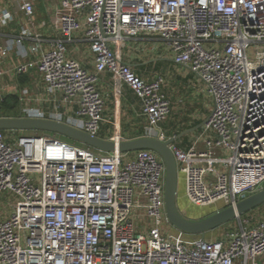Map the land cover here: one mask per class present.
Segmentation results:
<instances>
[{"label":"built area","instance_id":"built-area-1","mask_svg":"<svg viewBox=\"0 0 264 264\" xmlns=\"http://www.w3.org/2000/svg\"><path fill=\"white\" fill-rule=\"evenodd\" d=\"M12 1L28 27L11 44L32 41L29 53L38 55L15 72L36 69L47 94H58L67 107L45 114L24 102L18 117L99 137L105 104L97 81L106 72L138 99L143 137L174 138L159 129L171 109L163 78L143 79L118 52L127 41L154 38L212 102L187 148L168 145L187 202H220L219 210L264 187V0H57L53 39L34 32L44 24L32 23L35 3L47 0ZM12 19L0 12V26ZM80 32L93 71L67 56L68 42ZM106 140L113 151L0 130V199L9 194L8 215L0 213V264H258L264 213L240 216L213 240L175 239L162 228L169 222L161 158L149 150L119 152V134ZM144 219L147 228L139 226Z\"/></svg>","mask_w":264,"mask_h":264},{"label":"crops","instance_id":"crops-1","mask_svg":"<svg viewBox=\"0 0 264 264\" xmlns=\"http://www.w3.org/2000/svg\"><path fill=\"white\" fill-rule=\"evenodd\" d=\"M57 9V0L37 1L35 3L32 23L36 26L44 24L42 28L35 29V33H39L45 39L58 37L54 21ZM1 11L11 13L13 19L5 25L0 26V49L10 46L5 56L0 55V95L17 94L20 102V112L25 106L24 102H27V107L42 110L45 114H49L52 111H56L57 113L66 112L67 107L62 105L58 94H47L42 77L36 69H29L25 74L21 75L15 72L18 65L24 64L27 61L37 60L38 55L29 53L28 49L32 45V41L24 40L21 45L11 44V41L19 35L21 30L28 27L27 19L18 5L12 0H0ZM38 12H41V15H38ZM45 47L47 46L45 45ZM118 52L121 59L129 64L135 73H138L140 77L147 81H151L155 77L153 73V77L150 78L152 70H156V64L153 62L166 57L171 58L169 51L155 41L154 38L142 37L127 41L118 48ZM67 56L80 62L85 69L93 71V56L89 51L88 44L84 41L82 32L76 34L68 42ZM170 62L175 64L172 59ZM175 69L181 70L186 74L185 77L183 76L186 81H193V78H195L194 75L182 67ZM165 81H172V79L171 77L166 78ZM97 87L105 104L103 121L98 133L99 137L108 139L115 134H119L124 140L143 137L146 120L142 113L141 105L132 91L124 84L117 82L106 72L98 75ZM25 91L28 94H23ZM165 95L167 96L166 93ZM21 99L22 101H20ZM194 113L196 112H192L188 115V119L181 122L177 120L173 126L179 128L191 125L195 121L201 122L204 120V118H200L197 114L194 116ZM199 130L187 135L189 145L191 139ZM161 131L167 135V129H161ZM171 232H173L172 235L176 234L172 230Z\"/></svg>","mask_w":264,"mask_h":264},{"label":"water","instance_id":"water-1","mask_svg":"<svg viewBox=\"0 0 264 264\" xmlns=\"http://www.w3.org/2000/svg\"><path fill=\"white\" fill-rule=\"evenodd\" d=\"M208 116L197 125L181 131L174 138L161 141L154 137H138L119 142L117 150L119 152H133L137 150H149L156 153L162 160L165 168L164 174V210L169 224L177 231L187 235H203L214 230L231 220L239 218L242 214L264 204V187L256 193L237 202L235 206H228L214 211L208 216L199 220H189L183 217L176 205L177 197V172L173 156L168 145L179 140L182 136L194 133L201 129ZM0 130L15 131H46L59 134L74 141L84 144L87 147L111 152L115 149V144L100 137H92L66 124L45 120L24 117L6 118L0 117Z\"/></svg>","mask_w":264,"mask_h":264},{"label":"rangeland","instance_id":"rangeland-1","mask_svg":"<svg viewBox=\"0 0 264 264\" xmlns=\"http://www.w3.org/2000/svg\"><path fill=\"white\" fill-rule=\"evenodd\" d=\"M38 15H41V12H38ZM170 60H171L170 57H166V58H162V60L159 59L157 62H153L156 64V70H152V73L150 74V78L153 77L154 74L155 77L160 76L163 78L164 80L163 90L167 94L171 103L170 113L168 114L166 119L162 122V124L159 125V128H161L162 130H163V126L164 127L168 125L170 126V122L172 121L176 123L177 120L181 122L185 119H188V115L191 114L192 112H196L194 113V116L197 114L200 116V118L205 119L208 116L210 108H212V102L210 101L209 98L206 97L204 86L202 85V83L198 81L196 78H193V81L192 80L186 81V79L183 78V76L185 77L186 74H184L183 71L181 70L175 69L178 68L179 66L173 64L172 62H170ZM170 77L172 81L166 82L165 81L166 78H170ZM25 92H26L25 94H28L27 91ZM18 114H20V111ZM170 127L167 130L169 132H172L173 129H170ZM20 133L26 135H50L61 138L67 142L74 143L81 147H87L82 143H79L65 136L51 132L25 130V131H20ZM183 190H184L183 180L182 177H179L177 179L176 205L180 214L189 220H199L201 218H204L209 214H211L212 213L211 211H216L219 207H221L220 202L205 207L190 205L184 197ZM7 200H9L8 193L4 194L0 199V213L4 216H7L9 212V209L4 204ZM2 211L4 212V214ZM263 213H264V204L259 208L257 207L254 211H252L251 215L257 218V216H260ZM230 223L231 222H228L225 225L221 226L220 228H216L214 230L208 231L203 235L183 234L177 231L175 228H173L169 223L165 224L162 228L164 232L166 233L168 232L170 235H172L173 233L171 232V230L174 231V233L176 234L172 236L175 239L179 238L182 241L191 242L198 238H204L206 240H213L219 238V236L223 232V229H226L227 226L230 225ZM139 226H145V228H147L148 227L147 220L146 219L140 220ZM139 226H137L136 228L137 232L140 230ZM257 263L264 264V256L259 257L257 259Z\"/></svg>","mask_w":264,"mask_h":264},{"label":"trees","instance_id":"trees-1","mask_svg":"<svg viewBox=\"0 0 264 264\" xmlns=\"http://www.w3.org/2000/svg\"><path fill=\"white\" fill-rule=\"evenodd\" d=\"M136 74L139 75L138 73H136ZM19 104H20V102H19V98H18L17 94H7V95L0 96V117H6V118H8V117L9 118L18 117L19 108H20ZM162 122L160 124H162ZM198 123H199V121H195L191 125H186V126H182V127L177 128V127L173 126L174 122L172 121V122H170V126L171 127L169 125L165 126V127L163 126V130L164 129H168L170 127V129H173V131L172 132L168 131L167 135L166 134L165 135L167 137L177 136L181 131H183V130H185L187 128L193 127V126H195ZM175 142L177 143L178 146H181L183 148H187L189 146L188 141H187V135L182 136L179 140H176ZM260 206H262V205H260ZM255 209L256 208H254L251 211H248V212H246L245 214H242V215L250 214V212L254 211ZM211 212L213 213L214 211H211ZM229 222L234 223L233 220H231ZM231 223H230V225H231ZM220 227H218V228H220Z\"/></svg>","mask_w":264,"mask_h":264}]
</instances>
